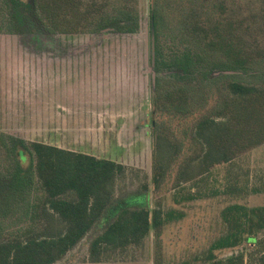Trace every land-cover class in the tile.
Here are the masks:
<instances>
[{
  "label": "rangeland",
  "instance_id": "374dc122",
  "mask_svg": "<svg viewBox=\"0 0 264 264\" xmlns=\"http://www.w3.org/2000/svg\"><path fill=\"white\" fill-rule=\"evenodd\" d=\"M101 1L110 12L123 5L136 9L140 22L136 33L94 31L87 25L75 33L46 35L45 23L27 8V23L18 25L9 11V1L0 0V178L14 168L4 145L18 142V138L60 144L125 165L127 173L118 181L115 198L102 218L55 264H90L91 240L121 208L139 206L150 211L173 209L183 215L165 222L159 234L153 228L142 243L112 252L98 264H211L241 252L245 254V263L248 253L255 252L249 264H261L264 230L256 234L254 243L245 237L235 247L214 244L227 229L222 218L226 206H264V189L250 190L254 186L264 188V143L242 152L232 164L211 169L208 181L210 187L219 190L217 195L184 198L196 190V181L201 177L182 182L179 172L183 163L200 153L201 146L193 139L194 125L203 114L212 113L226 81L264 88V0ZM152 7L158 13L154 34ZM218 28L235 50L253 55L246 74L215 68L214 76L203 79L199 75L201 84L188 89V84L180 85V81L161 69L159 99L153 103V41L155 45L158 40L160 57L169 60L190 50L202 56L196 67L207 68L228 60L209 46ZM63 40L75 44L82 56L71 63L66 58L72 56L58 58L56 50ZM182 85L186 91L180 93ZM10 136L15 139L10 140ZM157 137L166 138L170 147L164 160L158 159L168 164L158 184L154 181L161 171L158 163L155 169ZM1 138L10 141L3 144ZM22 148L19 146V150ZM21 159L28 165L27 151ZM228 175H237L242 191L224 193ZM43 196L41 190L31 187L16 191L6 200L0 199V237L29 227ZM211 251L213 260L204 259Z\"/></svg>",
  "mask_w": 264,
  "mask_h": 264
},
{
  "label": "trees",
  "instance_id": "16d2710c",
  "mask_svg": "<svg viewBox=\"0 0 264 264\" xmlns=\"http://www.w3.org/2000/svg\"><path fill=\"white\" fill-rule=\"evenodd\" d=\"M8 1L11 5L9 11L18 25L27 23L24 21V18H28L25 16L27 8L51 32L75 33L87 25L94 31L111 29L135 32L140 27L137 10L128 5L110 12L101 0ZM151 20L154 34L158 22L157 9L154 7L151 8ZM28 23L34 25L29 19ZM215 34L214 39L209 40V46L220 51L228 60H220L222 63L215 62L207 68L196 67L195 63L202 56L190 50L179 52L169 60L160 57L158 40L155 41L152 54L153 70L156 72L153 103H157L159 99L158 74L161 69L170 73L171 78L180 81V85L183 82L188 84V89L193 84H201L199 75L204 76L203 79L214 76L215 68L241 70L246 74V69L253 62V55L235 50L219 32V28ZM163 66L165 67L162 68ZM262 76L264 78V74ZM185 91V85L180 86L179 92ZM177 108L180 109V106ZM212 113L203 114L193 128V139L201 146L200 153L180 167L179 181H193L197 176L201 177L196 181V190L186 194L184 198L217 195L219 190L210 187L208 181L211 169L232 164L242 152L264 143V88L236 80L226 81L225 89L220 93ZM1 139L4 144L13 141L15 137L10 136V140ZM167 141L164 137H157L155 169L158 163L161 171L159 176L154 177L156 184L164 176L168 166L158 160L160 158L163 161L169 153ZM8 144L4 147L11 155L14 168L0 178V199L6 200L5 197H11L16 191L24 192L31 187L41 190L44 196L36 206L29 227L23 232L0 237V264H55L102 218L115 198L118 181L126 175L127 169L124 164L110 158L40 141L27 142L18 138V142ZM19 146L23 150H19ZM24 151L29 156L26 166L21 159ZM236 176H227L224 193L242 191ZM200 184L203 186L200 187ZM263 189L258 186L250 188L253 192ZM182 215L181 211L173 209L164 212L160 208L150 211L146 206L123 207L89 243L88 262L98 264L112 252L138 245L151 229L154 228L159 234L165 222ZM222 218L227 229L214 247H235L245 237L250 243H254L257 240L256 234L264 230V206L230 204L223 209ZM254 253H248L246 263L244 252L226 259L213 260L211 251L204 259H212L211 264H249ZM260 259V263L264 264V253Z\"/></svg>",
  "mask_w": 264,
  "mask_h": 264
},
{
  "label": "flooded vegetation",
  "instance_id": "af4514ba",
  "mask_svg": "<svg viewBox=\"0 0 264 264\" xmlns=\"http://www.w3.org/2000/svg\"><path fill=\"white\" fill-rule=\"evenodd\" d=\"M125 33H136V31L135 32L115 31L113 34H125ZM43 34L52 35V34H57V32H51L47 30ZM58 34H65V33H58ZM59 47H57V50H56L58 54L57 55L58 58H63V57H66L67 55L72 56V57L66 58L68 60V63H71L74 59L82 56L79 48H77L75 44H70L69 41L63 40L62 46H59ZM153 48H155L154 41H153V46L151 50V70H152V79L154 82V75L156 74V72H154L153 70V63H152ZM66 59H63V62H65ZM75 63L77 64L78 62H75ZM122 72H124L123 69H122ZM121 74H124V73H121Z\"/></svg>",
  "mask_w": 264,
  "mask_h": 264
},
{
  "label": "crops",
  "instance_id": "0c3cea01",
  "mask_svg": "<svg viewBox=\"0 0 264 264\" xmlns=\"http://www.w3.org/2000/svg\"><path fill=\"white\" fill-rule=\"evenodd\" d=\"M72 65H73V64H72ZM78 98H79V97H78ZM72 99H73V98H72ZM64 104H65V102H64L63 104L61 103L62 106H64ZM70 110H71V111H74V112L76 111V110H74L73 108H71ZM76 113H77V111H76ZM62 116H64V115H62ZM64 117H65V116H64ZM64 117H63V118H64ZM49 144H51V143H49ZM52 145H54V144H52ZM56 146L61 147V148H65V149H71V148H68L67 146H63V145H60V144H58V145H56ZM71 150H73V149H71Z\"/></svg>",
  "mask_w": 264,
  "mask_h": 264
}]
</instances>
